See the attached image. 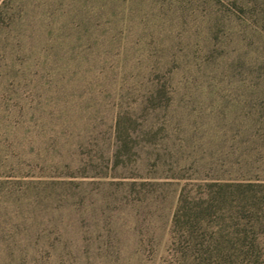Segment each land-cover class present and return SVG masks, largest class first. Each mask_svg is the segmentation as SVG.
Wrapping results in <instances>:
<instances>
[{"label": "rangeland", "instance_id": "1", "mask_svg": "<svg viewBox=\"0 0 264 264\" xmlns=\"http://www.w3.org/2000/svg\"><path fill=\"white\" fill-rule=\"evenodd\" d=\"M14 255L264 264V0H0Z\"/></svg>", "mask_w": 264, "mask_h": 264}, {"label": "trees", "instance_id": "2", "mask_svg": "<svg viewBox=\"0 0 264 264\" xmlns=\"http://www.w3.org/2000/svg\"><path fill=\"white\" fill-rule=\"evenodd\" d=\"M117 127H118V121H117V123H116V129H117ZM115 129V130H116ZM101 175V174H100ZM101 176H105L104 174H102ZM82 177H85V178H92V177H94V176H89V175H84V176H82ZM91 183H94L93 181L92 182H89V183H85V182H80V183H78L77 185L78 186H81V185H89V184H91ZM69 184H71V183H69ZM100 184V183H99ZM100 185H107V186H111V187H115L116 189H122V190H124V189H127V191H128V189L129 188H132V190H134V188H136V187H143V186H146V185H148L149 186V184H147V183H140V184H138L137 182H133V181H124V180H120V181H114V182H109L108 184H100ZM181 201V200H180ZM14 252V251H13ZM14 257L17 259V264H21L22 262H24L25 261V259L24 258H22V260L20 259V255L19 256H17V255H14Z\"/></svg>", "mask_w": 264, "mask_h": 264}]
</instances>
